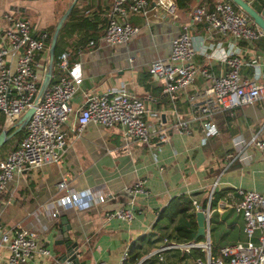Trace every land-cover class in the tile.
<instances>
[{"label":"crops","instance_id":"crops-1","mask_svg":"<svg viewBox=\"0 0 264 264\" xmlns=\"http://www.w3.org/2000/svg\"><path fill=\"white\" fill-rule=\"evenodd\" d=\"M199 2L189 1L190 8ZM63 4V0H0V32L8 26V15L28 21L33 33H48L65 13ZM77 5L87 7V17L97 23L108 19L106 0H78ZM180 20L177 4L173 16L150 0L143 15L130 17L129 22L140 29V34L126 46L110 48L97 42L87 51L70 54L69 64L81 63L83 81L70 103L72 113L65 124L67 145L57 152L56 163L15 177L0 194L2 225L36 233L38 243L49 252L26 264H118L133 243L138 247V262L162 245L164 239L180 243L174 238V229L187 220L178 216L173 222L157 223L160 212L173 198L185 196L204 207L214 191L240 189L264 195V151L240 149L239 145L241 138L251 135L264 139V98L235 110L232 116L217 114L213 120L219 135L206 141L199 125H194L188 135L172 132L167 142L149 144L127 139L118 127L105 129L90 123L81 133L74 130L85 98L107 92L124 91L140 98L167 125L174 119L173 111L185 117L194 110L185 95L171 98L164 94L162 84L148 73L152 61L168 56L170 41L183 24ZM58 56L53 59L49 86L56 80L54 64ZM244 58L247 64L255 60L264 74V38L256 41ZM49 62L50 57L45 54L35 59V73L40 79L44 78ZM252 72L248 66L241 71L245 77H251ZM260 84L264 86V79ZM201 92L202 81L197 80L188 95ZM201 100L199 96L198 103ZM148 120L156 125L153 117ZM63 181L67 189L60 192L57 184ZM138 182L144 183L146 193H127L126 189ZM68 191H91L106 196V202L85 211L60 208L57 200ZM224 199L229 204L236 200L232 196L220 199L210 215L211 218L214 212L218 213V221L223 220L220 230L228 233L220 244L213 235L212 241L221 247L245 240L242 218L232 209L216 210ZM120 208L133 210L134 220L105 218L106 212ZM54 212H58L55 217ZM7 256L2 250L0 264H7ZM162 256L163 264H190L193 260L180 250ZM141 264L160 263L152 257Z\"/></svg>","mask_w":264,"mask_h":264},{"label":"built area","instance_id":"built-area-1","mask_svg":"<svg viewBox=\"0 0 264 264\" xmlns=\"http://www.w3.org/2000/svg\"><path fill=\"white\" fill-rule=\"evenodd\" d=\"M109 3L108 22L98 40L110 48L126 46L140 34V29L129 22L130 17L143 15L150 0H106ZM175 16L174 0H155ZM251 7L264 9V0H244ZM1 7V5H0ZM189 21L181 24L180 32L170 41V52L165 59H156L148 65V73L162 84V92L174 98L185 95L194 109L181 117L174 113L172 123H162L156 112H150L138 97L122 92H107L85 98L78 111L75 131L81 133L90 123L102 128H120L127 139L149 144L164 143L172 132L188 135L194 125H199L204 141L219 135L214 117L219 113L233 112L243 106L253 105L264 98V79L255 60L245 63V54L254 43L264 38V33L242 11L237 12L229 0H218L211 12L203 7L194 8ZM8 26L0 32V115L3 129L13 128L30 109L33 113L25 126L22 139L16 148L0 159V194L7 190L15 177L23 175L47 163L58 161V151L67 145L65 124L72 109L71 101L82 81L80 62L69 64L70 53L62 52L54 64L56 80L38 101L42 79L35 73V59L40 54L49 55V35L33 33L28 21L5 15ZM89 46H93L91 42ZM251 67V77L241 71ZM197 80L202 81L200 94L188 95ZM202 97L201 103L198 98ZM148 117L156 119V125ZM240 149L255 148L264 151V139L258 134L241 138ZM232 158V156H228ZM58 191L67 189L66 183L57 184ZM129 194H145L144 183L138 182L126 189ZM211 192L204 207L192 201L193 213L202 212L210 222ZM235 201L219 202V208L233 209L242 216L245 240L223 247L219 255H211V242L171 243L167 239L143 260L157 257L164 263L163 254L180 250L187 257L194 249H200L203 258L190 264H264V195L247 190H236ZM106 196L91 191L66 192L59 196L60 208L85 211L103 205ZM58 212L53 213V217ZM105 218L125 222L134 220L131 209L120 208L105 213ZM210 232V224L208 226ZM8 253L7 264H26L37 255L49 252L38 243V236L25 228H6L0 222V253ZM129 252L125 251L118 264H126ZM106 264V263H99ZM189 264V263H181Z\"/></svg>","mask_w":264,"mask_h":264},{"label":"trees","instance_id":"trees-1","mask_svg":"<svg viewBox=\"0 0 264 264\" xmlns=\"http://www.w3.org/2000/svg\"><path fill=\"white\" fill-rule=\"evenodd\" d=\"M189 1L191 0H176L177 4V12L181 16V22L186 23L189 21V14L192 9L195 7H203L206 11L211 12L214 9L216 2L212 0H200L199 3H196L193 8H190ZM78 2V1H77ZM231 3V2H230ZM232 7L235 11L241 12L239 8H237L234 4ZM70 6V4H69ZM68 6V7H69ZM257 12L261 11L258 7H253ZM87 7L79 8V6H75L71 13L69 14L66 23L60 29L58 34V39L55 46L54 58L60 55L62 52L68 50L70 54L76 55L79 51H87L90 48L95 47L98 40L104 33L105 27L107 25L108 19L104 18L101 22H95L94 19H89ZM100 26V27H97ZM56 26L54 28H50L48 30L49 42L51 43L53 34L55 32ZM93 43V46H89L90 43ZM70 64H73L72 61ZM2 117V116H1ZM3 121V118H2ZM19 126V125H18ZM16 126V127H18ZM11 128L7 132V136H10L16 130L15 128ZM4 129L0 130V133ZM25 129H22L15 136H13L12 140L15 142H19L24 136ZM18 144V143H16ZM14 145L12 149H10L4 156L0 157L3 159L8 153L12 152L17 145ZM1 150V148H0ZM235 191L225 190L222 192H213L211 208L214 209L217 205V202L220 199L233 197ZM232 211H234L232 209ZM239 215V214H238ZM178 216L182 217L184 220H187L185 225L178 226L174 229V238L179 240L180 243H188V242H196L201 243L204 239L200 238L198 241L194 240L197 231V225L195 222V214L192 213V200L185 196L175 197L173 198L168 205L160 212L158 217V222L165 220L168 222H173L175 218ZM219 214L213 213L210 219V237H211V255L217 256L220 253V250L223 248L221 246H217V244L225 242L226 237H228V233H225L220 230L221 222L218 221ZM216 234L217 244L212 241L213 235ZM244 235V233H243ZM245 238V236H244ZM225 247V246H224ZM204 254L200 249H194L190 252V257L192 259L203 258ZM138 258V247L135 243L131 244L129 247V256L126 264H135Z\"/></svg>","mask_w":264,"mask_h":264},{"label":"water","instance_id":"water-1","mask_svg":"<svg viewBox=\"0 0 264 264\" xmlns=\"http://www.w3.org/2000/svg\"><path fill=\"white\" fill-rule=\"evenodd\" d=\"M77 1L78 0H72V3L70 4L69 8L63 14V16L61 17V19L59 20V22L56 26V29H55V32L53 34L52 41L50 44V48H49L50 62H49L48 70L44 75V78H43V81L41 84V88H40V92H39V97H38V100L35 103V105L38 104V101L40 100L43 93L46 91V89L48 88V86L50 84L52 63H53V59H54L55 46H56V42L58 39V34H59L60 29L62 28L63 24L67 20L69 14L71 13L73 8L75 7ZM229 1L232 4H234L237 8H239L243 13H245L252 20V22L259 29H261L264 33V9L257 12L253 7H251L244 0H229ZM32 113H33V109H30L19 119V121L17 122V124L14 127H16L18 125L19 126L15 128L16 130L14 131V133L12 135L7 136L8 130H3L0 133V148L3 147V145H5V143L8 141V139L12 138L18 132H20L22 129L25 128V126H26L28 120L30 119ZM162 119H163V117H162ZM59 152H61V151H59ZM195 222L197 225V231H196V235L194 237V240L198 241L200 238H202L205 240V242H208L210 240V232L208 230V226H209L210 222H207L206 217L202 212H197L195 214Z\"/></svg>","mask_w":264,"mask_h":264},{"label":"rangeland","instance_id":"rangeland-1","mask_svg":"<svg viewBox=\"0 0 264 264\" xmlns=\"http://www.w3.org/2000/svg\"><path fill=\"white\" fill-rule=\"evenodd\" d=\"M212 1H217V0H212ZM64 4H63V7H64V11L66 12V10L69 8V4L72 3V0H63ZM10 13L13 14V12L10 10ZM2 126H3V121H2V117L0 116V130H2ZM13 138V137H12ZM12 138L8 139V141L5 143V145H3V147H1V150H0V157L4 156L10 149L13 148V146L18 143V142H15L12 140ZM17 145V144H16ZM241 218L242 216L239 215ZM211 219V218H210ZM243 221V219H242ZM244 225V223H243ZM205 241V240H204Z\"/></svg>","mask_w":264,"mask_h":264}]
</instances>
